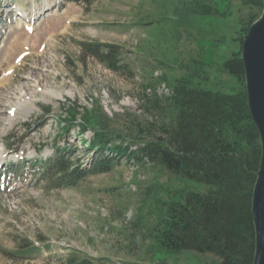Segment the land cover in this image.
Wrapping results in <instances>:
<instances>
[{"label": "rangeland", "instance_id": "374dc122", "mask_svg": "<svg viewBox=\"0 0 264 264\" xmlns=\"http://www.w3.org/2000/svg\"><path fill=\"white\" fill-rule=\"evenodd\" d=\"M203 5L219 12L203 15ZM258 13L238 0H95L88 9L65 0H0V80L30 24L34 47L14 54L10 81L0 85V264H218L213 255L173 253L156 240L172 201L207 186L125 159L74 188L54 189L36 162L71 149L91 168L94 153L83 144L93 132L61 133L70 110L79 115L75 126L89 112L113 142L136 150L172 121L168 84L189 78L234 94L240 86L221 66ZM82 43L117 46L129 70L113 72L84 56ZM22 89V102L37 101L29 115L15 107Z\"/></svg>", "mask_w": 264, "mask_h": 264}, {"label": "trees", "instance_id": "16d2710c", "mask_svg": "<svg viewBox=\"0 0 264 264\" xmlns=\"http://www.w3.org/2000/svg\"><path fill=\"white\" fill-rule=\"evenodd\" d=\"M65 1L88 9L95 0ZM238 1L259 13L241 30L240 50L221 66L240 86L234 94L202 89L189 78L175 80L168 84L171 94L167 107L172 110V121L161 125V136H154L136 150L124 142H113L110 131L100 128L89 112L82 117V124L75 126L79 115L75 109L70 110V122L61 133L69 134L76 127L81 134L93 132L83 144L85 152L94 153L92 166L85 168L76 160L75 150H56L52 157L36 162L41 179L54 189H68L92 175L109 173L125 159L158 165L209 188L206 193L190 191L172 201L167 218L157 229L159 245L173 253L210 254L218 264H253L256 237L252 199L262 146L248 106L241 53L244 37L262 15L263 2ZM198 12L212 15L219 10L203 5ZM80 46L84 56L96 58L113 72L129 70L117 46ZM43 111L51 114L50 109ZM16 255L26 257L25 252Z\"/></svg>", "mask_w": 264, "mask_h": 264}, {"label": "water", "instance_id": "95a60500", "mask_svg": "<svg viewBox=\"0 0 264 264\" xmlns=\"http://www.w3.org/2000/svg\"><path fill=\"white\" fill-rule=\"evenodd\" d=\"M261 17L250 27L242 45V62L251 117L259 132L261 161L254 186L252 216L256 246L253 264H264V0Z\"/></svg>", "mask_w": 264, "mask_h": 264}, {"label": "bare ground", "instance_id": "6f19581e", "mask_svg": "<svg viewBox=\"0 0 264 264\" xmlns=\"http://www.w3.org/2000/svg\"><path fill=\"white\" fill-rule=\"evenodd\" d=\"M16 8H17V11H18L19 15H27V11H26V9L23 6H16ZM40 14H41L40 11H38V13H36V15H33L31 18H34V20L39 19L40 18ZM21 29H24V27H21L20 30ZM32 29L33 28L31 27V24L27 25V27L25 29V31H26L25 35L24 36L22 34L18 35V39H16V41H15L16 46L14 45L15 46L14 50L9 56L10 60L8 62V65H7V67L5 69H3V73H2L3 78H2V80H0V85L1 86H4L5 84L8 83V81H10V74L9 73L7 74V71L9 70L11 63H13L15 61V59H16V56L14 57V54L16 55V53L19 50L26 51L28 49H34V47L31 48V44H29L27 42L28 41L27 36L33 31ZM35 31H37V30H35ZM23 37H24V39H23ZM20 94H21V97H15V98H17L16 101H19L16 104L15 107L18 108V111H21V112H23L26 115H29L30 113L33 112V110H34L33 107L35 106V103L37 101H27L26 100L25 102H22L23 99L27 98L28 94L25 92L24 89L21 90ZM45 96H48L50 98H55V99H58V98L62 97L61 94H57L55 92H45ZM12 110L13 109H11V111ZM3 113H4V111H3ZM0 148H1L0 150L3 151L4 147L0 146Z\"/></svg>", "mask_w": 264, "mask_h": 264}]
</instances>
